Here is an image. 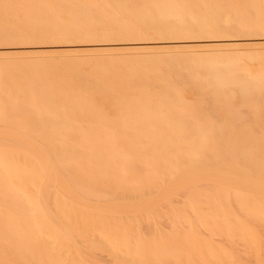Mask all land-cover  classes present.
Instances as JSON below:
<instances>
[{
    "label": "bare ground",
    "instance_id": "bare-ground-1",
    "mask_svg": "<svg viewBox=\"0 0 264 264\" xmlns=\"http://www.w3.org/2000/svg\"><path fill=\"white\" fill-rule=\"evenodd\" d=\"M0 12V35H63L87 44L72 64L99 71L76 92L0 62V264H264V53L215 36L264 28V0H0ZM157 35L191 43L156 55Z\"/></svg>",
    "mask_w": 264,
    "mask_h": 264
},
{
    "label": "rangeland",
    "instance_id": "rangeland-1",
    "mask_svg": "<svg viewBox=\"0 0 264 264\" xmlns=\"http://www.w3.org/2000/svg\"><path fill=\"white\" fill-rule=\"evenodd\" d=\"M117 6L118 5H116V7ZM124 6L131 8L134 5H127L124 3H121V4L119 3V7L121 9H123ZM71 8L72 7H70V10L73 9ZM12 11L15 17H17L15 18L16 20H21L25 24L29 23V20L26 17H24V15L18 9L13 8ZM108 12L110 15L114 14L113 11L111 10H108ZM10 21H11L10 18L9 20H7L5 15L0 12V23H9ZM19 35L28 36V37L21 38L20 36L19 38H11V37H6L5 35H0V62L1 63L13 62V64L17 65L16 67L19 69V71L26 70L32 75L38 78H41V79H44L45 76H47L48 79H56L58 76L61 75L63 78L67 79L70 82V84L73 86L76 92H77V87H78L77 84H85L84 80L82 79L83 75L97 76L99 74V71L95 69L94 67H92L90 64H84L80 67H77L71 62L77 59L85 60V61L88 59L86 55L79 54L80 50H82L81 48L86 47L87 44L84 45L81 43H69V42H66L67 39L65 37L62 38L63 35L60 37L58 35L49 34V33L41 32V31L34 32V33H21ZM215 36L216 38H218L217 39L218 41L217 40L216 41L221 46L226 45L224 47H234V45H236L237 43L236 47L242 46L243 48H245L247 52H258L259 51L258 53H264V47H263L264 46V28H255L247 32L246 31H236V32L228 31V32L223 33L222 36L221 34H219L218 37L217 35ZM113 37L115 36L114 35L112 37L110 36V38H113ZM153 37L155 39L151 41L150 45L154 46V47H151V49L157 52V53L156 52L154 53L156 55L162 54V53H158V51L160 52V50H171V49L173 50L174 48H177L175 47L176 45L184 46L187 43H191L190 41H184L179 38H170L168 36L160 37L157 35ZM119 38H123V37L119 36ZM99 42H102V41H99ZM25 44H28V46H25ZM137 44H140V43H137ZM99 45L102 47H108V48L110 47V49H107V50H111L115 52L122 51L120 53H125L123 51L128 52L131 50V48L128 47L129 46L128 43L123 40L103 41V43ZM69 54L70 55L72 54V55L70 56ZM73 54L76 56H74ZM125 55L120 54L118 56L124 57ZM38 61H46L47 63L52 64V65H48L47 67H45L47 69H44V68L41 69L34 65ZM248 63L250 64L251 69L255 70L256 68L258 69L260 60L254 59V60H250V62ZM107 66L108 65H104L103 67L106 68ZM127 67L128 66L123 65V67L121 68V72L120 73L114 72L113 75L114 76L128 75L130 73V69ZM148 67L151 70L152 75L158 76L160 74H164V75L166 74L165 76L171 79L176 80L177 78V74L174 69L166 68V66L162 64H156V65L150 64L148 65ZM181 68H179L181 70L179 71L177 70V71L179 73H182L184 71L182 74H180L181 76H184L185 68L184 67H181ZM4 69H7L10 72L9 69L11 68L5 66ZM174 75L176 76V78ZM186 94L187 96H193L195 95V91L187 89Z\"/></svg>",
    "mask_w": 264,
    "mask_h": 264
}]
</instances>
